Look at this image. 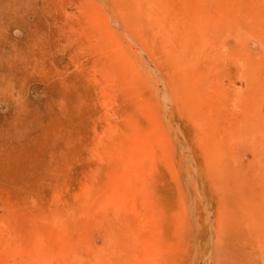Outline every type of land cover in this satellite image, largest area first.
<instances>
[{"label":"rangeland","instance_id":"obj_1","mask_svg":"<svg viewBox=\"0 0 264 264\" xmlns=\"http://www.w3.org/2000/svg\"><path fill=\"white\" fill-rule=\"evenodd\" d=\"M201 1L0 0V264H264V0Z\"/></svg>","mask_w":264,"mask_h":264},{"label":"bare ground","instance_id":"obj_2","mask_svg":"<svg viewBox=\"0 0 264 264\" xmlns=\"http://www.w3.org/2000/svg\"><path fill=\"white\" fill-rule=\"evenodd\" d=\"M200 1H201V0H200ZM205 1H206V2H205ZM201 2H202V3H204V2L207 3V0H203V1H201ZM205 3H204V4H205ZM203 9H205V8H203ZM193 93H194V92H193ZM194 101H195V100H194ZM195 102H196V101H195ZM146 143H147V142H146ZM146 143H144V145H145ZM147 145H148V144H147ZM144 149H146V147H144ZM146 150H147V149H146ZM146 150H145V151H146ZM147 151L149 152V150H147ZM147 151H146V152H147ZM141 153L143 154V152H141ZM141 153H140V154H141ZM138 154H139V153H138ZM140 154H139V155H140ZM142 154H141V155H142ZM144 154H145V153H144ZM141 155H140V156H141ZM146 156L151 157L149 154L146 155ZM138 157H139V156H138ZM143 157H145V156H143ZM141 158H142V157H141ZM141 158H140V159H141ZM140 159H139V160H140ZM153 159H154V158H153ZM141 160H142V159H141ZM154 161H155V160H154ZM152 162H153V160H152ZM141 164H142V163H141ZM133 166H134V164H133ZM135 167H136V164H135V166H134L133 168H135ZM147 167H148V166H147ZM148 168H150V167H148ZM145 169H146V167H145ZM125 170H126V169H125ZM140 170H141V168H140ZM149 170H150V169H149ZM134 171H136V169H134ZM144 171H145V170H144V168H143V172H144ZM146 171H147V169H146ZM152 171H153V170H152ZM126 172H127V171H126ZM128 172H129V171H128ZM128 172H127V173H128ZM155 172H156V171H155ZM137 173H138V172H137ZM140 173H141V172H140ZM151 174H152V173H151ZM148 176H149V175H148ZM59 178H60V177H59ZM149 179H150V178H149ZM116 181H117V180H116ZM111 183H112V185H113L114 182H111ZM116 183H117V182H116ZM113 186L115 187V185H113ZM113 186H112V187H113ZM110 187H111V185H110ZM112 189L114 190V188H112ZM117 189H118V188H117ZM57 191H58V190H57ZM59 192H60V191H59ZM117 192H118V191H117ZM119 192H120V191H119ZM111 193H112V192H111ZM118 194H119V193H118ZM56 195H58V194L56 193ZM123 195H124V193H123ZM108 196H109V195H108ZM110 196L113 197L112 194H111ZM122 197H123V196H122ZM113 198L115 199V197H113ZM109 199H111V198H109ZM117 201H118V200H117ZM117 201H116V202H117ZM119 201H120V200H119ZM124 201H125V200H124ZM113 202H114V201H113ZM27 203H28V202H27ZM107 203H109V200L107 201ZM120 203H121V202H120ZM111 204H112V203H111ZM117 205H118V202H117ZM32 206H33V204H32ZM112 206H113V205H112ZM121 206H122V204H121ZM114 207H115V206H114ZM118 207H119V205H118ZM122 207H123V206H122ZM26 208H27V206H26ZM29 208H30V207H29ZM103 208H104V206H103ZM108 209H110V208H108ZM117 209H118V208H117ZM117 224H118V223H117ZM117 224H115L114 226H116ZM118 225H119V224H118ZM119 226H120V225H119ZM119 226H118V227H119ZM118 227H117V228H118ZM122 227H123V226H122ZM125 227H126V226H125ZM113 228L115 229V227H113ZM114 229H113V233H114V231H115ZM116 234H120V231H116ZM116 234H114V236H115ZM119 237H120V236H119ZM63 238H64V237H63ZM115 238H116V237H115ZM35 240H36V239H35ZM42 241H43V240H42ZM34 242H36V241H34ZM66 247H67V249L70 248V249L73 250V248H71L70 245H68V246H66ZM67 249H66V250H67ZM70 249H69V250H70ZM77 249H78V248H77ZM69 250H68V251H69ZM75 250H76V248H75ZM47 251H48V250H47ZM51 251H53V250H51ZM51 251H49V254L51 253ZM40 253H41V251H40ZM71 253H72V251H71ZM74 253H76V252H74ZM51 254H52V253H51ZM67 254H68V253H67ZM54 255H56V254H54ZM54 255H53V256H54ZM74 255H75L74 257L77 256L76 254H74ZM51 256H52V255H51ZM56 256H57V255H56ZM41 257H42V256H41ZM74 257H73V258H74ZM55 258H56V257H55ZM57 258H58V257H57ZM60 258H61V257H60ZM77 258H78V257H77ZM58 259H59V258H58ZM61 259H62V258H61ZM82 259H83V258H82ZM72 260H73V259H72ZM44 262H45V261H44Z\"/></svg>","mask_w":264,"mask_h":264}]
</instances>
